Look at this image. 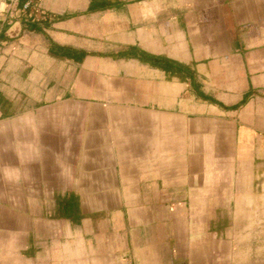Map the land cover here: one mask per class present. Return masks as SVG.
Returning <instances> with one entry per match:
<instances>
[{"label":"crops","instance_id":"obj_1","mask_svg":"<svg viewBox=\"0 0 264 264\" xmlns=\"http://www.w3.org/2000/svg\"><path fill=\"white\" fill-rule=\"evenodd\" d=\"M264 240V0H0V264H251Z\"/></svg>","mask_w":264,"mask_h":264},{"label":"rangeland","instance_id":"obj_2","mask_svg":"<svg viewBox=\"0 0 264 264\" xmlns=\"http://www.w3.org/2000/svg\"><path fill=\"white\" fill-rule=\"evenodd\" d=\"M252 247L251 264H264V240H255Z\"/></svg>","mask_w":264,"mask_h":264}]
</instances>
